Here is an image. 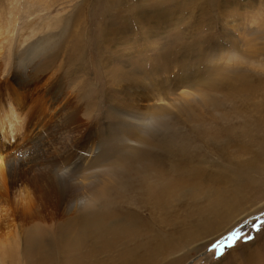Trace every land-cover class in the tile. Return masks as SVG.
Returning <instances> with one entry per match:
<instances>
[{
	"label": "rangeland",
	"instance_id": "obj_1",
	"mask_svg": "<svg viewBox=\"0 0 264 264\" xmlns=\"http://www.w3.org/2000/svg\"><path fill=\"white\" fill-rule=\"evenodd\" d=\"M0 57L18 172L24 127L75 108L71 184L94 187L75 212L24 220L42 195L16 176L0 264H264V0H0ZM98 214L106 235L83 233Z\"/></svg>",
	"mask_w": 264,
	"mask_h": 264
},
{
	"label": "bare ground",
	"instance_id": "obj_2",
	"mask_svg": "<svg viewBox=\"0 0 264 264\" xmlns=\"http://www.w3.org/2000/svg\"><path fill=\"white\" fill-rule=\"evenodd\" d=\"M5 61H7V60H5ZM2 62L3 61H1V63ZM9 67H10V65H9ZM16 67H18V66H16ZM22 69H24V64H22ZM22 69H18L19 71L16 73L21 79H19L17 77L16 78L18 79L17 85L24 87L25 84L23 83V80L26 82L25 73H27L28 71L26 72L25 70H22ZM29 77H31V76H29ZM29 88H30V86H29ZM56 89H55V91H57ZM22 91H23V89H22ZM52 96H54V95H52ZM53 99H54V97H53ZM57 102L59 103V101H57ZM66 102H68V101H66ZM69 108H71V107H69ZM67 110H69V109H67ZM62 112H64V111H62ZM65 115L66 116L63 117L62 119L57 118V120H54V122L50 125L49 128H47V127L44 128L45 132H43L41 130L40 132L36 131V132H32L31 135H28L29 130L27 127H24V128H26V132L24 133V138H27L29 136L28 140L24 141V147L26 149V150L24 149V153H25L24 164H29V166H27V168H24V172H21V173L18 172V171H20L19 170L20 166H21L20 163L16 160V157H14L15 155L8 152V149L3 150L2 144L0 142V200L9 196V194H10L9 190L12 188V186L14 184L17 183L16 176L21 177V179L24 177V180L30 179V181H31L30 185H31V187H33L34 190H35V185L38 184L36 186L37 189L34 192L40 193L42 195V198L39 197V200H37L36 203L34 204L33 209H32V205L31 206L30 205L25 206L24 214L27 213V216L23 217L24 220L41 221V220H44V216H48L47 220L52 219V215L54 213L60 211V206H63V207L65 206L67 208L66 209L67 211L75 212L76 208L78 206L81 207V206L87 205L89 202L90 196L92 195L94 187L93 186L91 187L90 184L82 183L78 187L75 184H71V182H72L71 181V179H72L71 167L74 164L75 158L79 155V150H80L79 146L78 147L76 146V141H75V138L73 137V135H75L74 132L77 130L72 127V125L76 121L75 120L76 109L74 108V110L71 113H67ZM48 118H50V117H48ZM50 120H52V119H50ZM8 122H9L8 126H9V128H11L12 125L10 124L9 119H8ZM18 123L19 122H17V124H15V127H13L15 131H17L19 129ZM34 123H36V121ZM1 127H2V125H0V129H2ZM74 129H75V131H74ZM10 131H8V133L10 132L9 135L12 134V130H10ZM5 133H6V131L4 130V132L2 134L3 138H7ZM90 138H92V137H90ZM86 140L88 141V139H86ZM85 146L88 149L87 153H91L94 150V148L91 147L90 142H87ZM86 147H83V148H86ZM18 149H20V148H18ZM82 151H83V149H82ZM6 152H7V154H6ZM79 156H81V155H79ZM76 160L78 161L77 158H76ZM30 173H31V175L29 176L28 174H30ZM41 180H44L45 184H41ZM76 192H80V193L76 194ZM26 196H28V194H25L24 199L26 198ZM261 198L264 199V195H262ZM5 203H6V201H5ZM263 206H264V200H263L262 207ZM260 207L261 206H259L258 208H260ZM1 211H3V210H0V213H1ZM6 211L7 210H4V214L6 213L4 216L5 224L1 226V228H0L1 230L2 229L5 230V227H7V228L12 227L11 226L12 224H10L9 222L6 223V220L8 217V212H6ZM256 212H257V209L252 210L251 212H249L247 214L245 213L246 215L243 214V217L241 219H243L244 217H247L249 215H252V214L254 215V213H256ZM239 216H242L241 212H240ZM234 217H236V215ZM59 218H61V217H59ZM103 225H104L103 220H102L101 216H99V214H98L96 216H92L91 218L87 219V222L85 223V226H83V228H81V231L83 233L96 234L99 237H102V236L106 235V231L104 230L105 227ZM205 229H207V232L210 230L209 227H205ZM217 229H219V228H217ZM221 230H223V229H220V231ZM202 231H204V230H202ZM224 232H222V233H224ZM222 233H220V235ZM0 237L5 239L6 233L4 232ZM37 241L38 240H36V238H34V239L31 238L29 240V246L37 247L39 244ZM40 247H42V246H40ZM242 254L244 255V252H242ZM249 254L250 253H247V254L245 253V257H248ZM181 259H182V256L178 260H181Z\"/></svg>",
	"mask_w": 264,
	"mask_h": 264
},
{
	"label": "snow or ice",
	"instance_id": "obj_3",
	"mask_svg": "<svg viewBox=\"0 0 264 264\" xmlns=\"http://www.w3.org/2000/svg\"><path fill=\"white\" fill-rule=\"evenodd\" d=\"M237 239H238V236L236 234H233L232 236H230L228 238V242H227L226 245L223 244V243H220V242L214 244L212 247H213V249L216 252L217 258H219L224 253L226 248H232L234 246V244H235ZM251 239H253V237H251V236L246 237L245 238V242H247L248 240H251Z\"/></svg>",
	"mask_w": 264,
	"mask_h": 264
}]
</instances>
